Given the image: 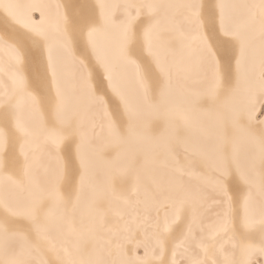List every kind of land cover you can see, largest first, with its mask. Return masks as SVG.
I'll return each mask as SVG.
<instances>
[{"label": "snow or ice", "instance_id": "1", "mask_svg": "<svg viewBox=\"0 0 264 264\" xmlns=\"http://www.w3.org/2000/svg\"><path fill=\"white\" fill-rule=\"evenodd\" d=\"M0 10V264H264V0Z\"/></svg>", "mask_w": 264, "mask_h": 264}, {"label": "bare ground", "instance_id": "2", "mask_svg": "<svg viewBox=\"0 0 264 264\" xmlns=\"http://www.w3.org/2000/svg\"><path fill=\"white\" fill-rule=\"evenodd\" d=\"M5 2H7V0H5ZM30 2L32 3H36V4H42V3H56L57 0H30ZM0 13H2V10H0ZM36 17L39 16V13H35L34 14ZM4 20H3V17L2 15H0V27H4Z\"/></svg>", "mask_w": 264, "mask_h": 264}]
</instances>
